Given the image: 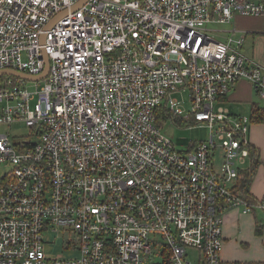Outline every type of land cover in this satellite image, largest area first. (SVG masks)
I'll return each mask as SVG.
<instances>
[{
    "label": "built area",
    "instance_id": "2783aa9c",
    "mask_svg": "<svg viewBox=\"0 0 264 264\" xmlns=\"http://www.w3.org/2000/svg\"><path fill=\"white\" fill-rule=\"evenodd\" d=\"M79 1L0 0V70L36 77L49 59L42 80H0V125L36 137L0 133V264H144L156 247L169 264H190L189 248L219 263L224 212L264 211V197L229 190L251 122L222 98L246 80L264 99V69L243 51L247 31L218 36L236 16L264 21V0ZM160 107L208 138L179 151ZM50 231L69 255L48 253Z\"/></svg>",
    "mask_w": 264,
    "mask_h": 264
},
{
    "label": "crops",
    "instance_id": "0c3cea01",
    "mask_svg": "<svg viewBox=\"0 0 264 264\" xmlns=\"http://www.w3.org/2000/svg\"><path fill=\"white\" fill-rule=\"evenodd\" d=\"M241 17L244 16H238L239 19H241ZM251 18L252 20L259 21L261 23V27L255 30L247 28V32L253 34L254 41L256 38V41H258V39L263 41V19L261 17ZM263 55L259 58H255V56H249V58L256 61L264 69ZM222 104L228 107L232 114L246 116L251 119L252 105L257 104L259 107L264 108V99L259 97L250 82L240 80L236 83L231 93L227 95L225 100H222ZM245 108L249 111L248 115L240 112H244L243 110ZM253 125L254 129L250 124V139L252 146L258 150L257 159L259 161V165L257 167L256 175L250 191L253 198L258 200L264 197V123H253ZM215 167L219 173H222V171L219 170L218 165H215ZM158 254L162 255L164 262L167 254H162V249L160 248ZM192 258L193 260L190 259V254L187 251V259L190 261V264H207L199 252ZM217 264H264L263 210L255 209L250 213H244L241 208H231L224 212L223 246L220 253V261Z\"/></svg>",
    "mask_w": 264,
    "mask_h": 264
},
{
    "label": "rangeland",
    "instance_id": "374dc122",
    "mask_svg": "<svg viewBox=\"0 0 264 264\" xmlns=\"http://www.w3.org/2000/svg\"><path fill=\"white\" fill-rule=\"evenodd\" d=\"M236 17L233 19L232 24L230 23V24L221 25L220 29H223L228 32H225V34L219 35L218 36L219 40H226V37L230 35H233L237 39L243 35L242 32H245V30L248 31L247 28H252L253 30H255L261 27V23L259 21L252 20L250 16H244V17H241V19H239L238 16ZM212 27L216 28L215 25H213ZM234 28L239 29V31L236 32V34L231 33V31ZM253 41H254L253 34L248 33L247 39L244 44V53L247 55V57L255 56V58H259L264 53V40L261 41L258 39L256 43L254 41L255 44L253 43ZM31 84L32 83L28 82V87L30 89H33L34 85H31ZM178 96L185 100L184 102L185 113L183 116H186L191 108V104L189 102V92L186 91L182 95H178ZM32 105H34V103H32ZM243 111L244 112L242 111L240 112L247 114V115L249 114V111L246 108ZM178 121H179L178 119L176 121L169 119L165 123L160 124V128H161V131L171 139L173 145L179 151L190 150L191 146L198 144L199 141L201 140H206L210 134V129L208 127L200 126L199 123L197 122L193 123V121H191L187 123L184 121L183 122H178ZM252 125L253 123L251 124V127H253L254 129V125L253 126ZM0 133H7L10 136L13 143H16L17 141H19V139L25 136L30 137L32 140H36V137L30 134L29 128L25 124H22V123L13 124V125L2 124L0 125ZM223 156H224L223 150L220 147H218V149H216L215 151V158H216V166L218 165V168L220 171H223V166H222ZM47 236H48V239L51 241V244H49L46 248L50 255H69L70 254L69 250L65 248V240H68L69 238L68 237L65 238L62 232L50 231L48 232ZM158 252H159V248L158 247L154 248L153 253L149 255L148 258H146V261L144 264L163 263L164 259L162 255L158 254ZM188 252L190 254L191 260H193L192 257L195 254H198V251L193 248H189Z\"/></svg>",
    "mask_w": 264,
    "mask_h": 264
},
{
    "label": "trees",
    "instance_id": "16d2710c",
    "mask_svg": "<svg viewBox=\"0 0 264 264\" xmlns=\"http://www.w3.org/2000/svg\"><path fill=\"white\" fill-rule=\"evenodd\" d=\"M4 77H0V80H2ZM227 97V96H226ZM226 97H223L222 100ZM173 115L166 111L164 107H160L158 109V114H157V125L160 127V124L165 123L167 120L172 119ZM179 120L178 122H183L180 118H174V120ZM195 121H193L194 123ZM251 124L252 123H264V108L259 107L257 104L252 105V110H251V119H250ZM196 144L194 146H191V149H195ZM257 152L258 150L254 148L253 146L251 147V154L249 158V163L239 169L237 178L231 183L229 190L239 196L240 198L249 201L250 203H254L257 201V199L253 198L251 195V185L254 181L257 167L259 165V161L257 159ZM255 210V209H254ZM253 210V211H254ZM260 232V229H259ZM162 264H169L167 260Z\"/></svg>",
    "mask_w": 264,
    "mask_h": 264
},
{
    "label": "water",
    "instance_id": "95a60500",
    "mask_svg": "<svg viewBox=\"0 0 264 264\" xmlns=\"http://www.w3.org/2000/svg\"><path fill=\"white\" fill-rule=\"evenodd\" d=\"M87 0H80L78 3H76L73 6V9H77L79 8L82 4H84ZM66 12H63L62 14H65ZM45 61H46V68L45 71L43 72V74L39 75V76H31L29 74L23 73V72H19L16 70H11V69H3L0 70V77H4V76H10V77H15V78H20V79H24V80H29V81H36V80H42L44 79L48 72H49V59L48 56L45 55Z\"/></svg>",
    "mask_w": 264,
    "mask_h": 264
}]
</instances>
